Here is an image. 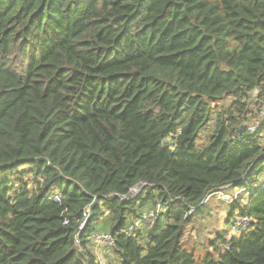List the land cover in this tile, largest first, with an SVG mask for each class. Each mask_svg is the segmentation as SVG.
I'll return each instance as SVG.
<instances>
[{
    "label": "trees",
    "instance_id": "obj_1",
    "mask_svg": "<svg viewBox=\"0 0 264 264\" xmlns=\"http://www.w3.org/2000/svg\"><path fill=\"white\" fill-rule=\"evenodd\" d=\"M229 98L264 108V0H0V264H99L95 233L115 264H264V122L213 117ZM229 186L251 223L198 259L191 212Z\"/></svg>",
    "mask_w": 264,
    "mask_h": 264
},
{
    "label": "rangeland",
    "instance_id": "obj_2",
    "mask_svg": "<svg viewBox=\"0 0 264 264\" xmlns=\"http://www.w3.org/2000/svg\"><path fill=\"white\" fill-rule=\"evenodd\" d=\"M253 97H256V93H253ZM232 99L229 98L226 102L214 109L213 117H216L220 112L223 114V117L228 124H232L233 129L235 128L234 122L237 121L240 125L235 128H247V130L252 127L255 120L258 118L261 119L262 112L264 108H260L255 99H251L249 102V107L247 112L249 115H246L238 109L231 106ZM223 106V108H222ZM232 108L233 115L228 114V109ZM251 114V115H250ZM249 116V118H248ZM250 116H253L250 118ZM214 132V126L212 123L207 126L206 129L202 130L197 144L199 148L205 146L208 142L209 136ZM262 145L264 146V130H263ZM260 184L264 182V177L259 180ZM235 187L224 190L225 192L233 193ZM134 193V196L140 194ZM242 200V207H247L246 198L244 193L239 196L238 202ZM230 212V205L228 203L222 202L217 199H212L209 202L204 203L203 207L199 212H195L192 215L191 221L186 225L185 235H184V246L194 253L196 258L201 259L208 253L213 254L216 260L221 259L222 253L226 250V245L222 242V236L226 240H229L233 235H237L239 232L234 230V224L237 218H242V214L239 211H236L234 214V219L230 223L227 221L228 214ZM153 224V223H151ZM145 226H150L149 222H146ZM98 247L97 242L94 239H91L88 247L91 253L96 257V260L99 264H108L109 262L115 264V257L113 255L112 246L106 244H100ZM221 250L218 251V250Z\"/></svg>",
    "mask_w": 264,
    "mask_h": 264
},
{
    "label": "built area",
    "instance_id": "obj_3",
    "mask_svg": "<svg viewBox=\"0 0 264 264\" xmlns=\"http://www.w3.org/2000/svg\"><path fill=\"white\" fill-rule=\"evenodd\" d=\"M262 122H264V111L262 112V116L261 119L259 120L258 118L255 120L254 124L252 125V127H250L248 129V132L250 134H255L258 129L262 126ZM146 186V184H141L133 189H131L130 194L126 197H124V200H129L131 199V197H133L134 193H138L139 191H141V189H143ZM234 186H229V187H224L221 188L211 194H209L206 199L201 203V207L204 205V203L209 202L212 199H217L220 200L222 202L228 203V204H233L234 202H236L239 198L240 195H242L244 193L245 198H249L250 197V192L236 188L233 193H229V192H225L224 190L226 189H230ZM61 196L59 194H56L54 197L55 201H60ZM196 210H193L191 212L194 213ZM90 210H87V213H89ZM157 212V211H156ZM156 212H151L150 214H147V216H145V221L149 222L150 224L153 223V220L155 218ZM242 218H237L234 224V230L236 232H239L238 234L244 232L248 226L251 223V220L248 216L246 215H241ZM234 222V221H233ZM86 221H84L81 224V230L84 229V225H85ZM141 225L140 222H137L134 226H132L131 228L128 229L127 234H130L134 231V228H139ZM94 239V241L97 242L98 247L101 246L100 244H108L109 246H113V239L109 234H105V233H95L92 237Z\"/></svg>",
    "mask_w": 264,
    "mask_h": 264
}]
</instances>
